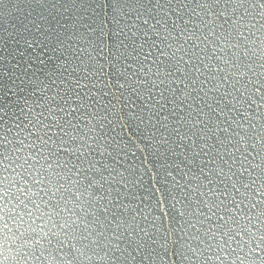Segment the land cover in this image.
<instances>
[{
	"label": "snow or ice",
	"instance_id": "6c2138e0",
	"mask_svg": "<svg viewBox=\"0 0 264 264\" xmlns=\"http://www.w3.org/2000/svg\"><path fill=\"white\" fill-rule=\"evenodd\" d=\"M0 36V264H264V0H0Z\"/></svg>",
	"mask_w": 264,
	"mask_h": 264
},
{
	"label": "water",
	"instance_id": "95a60500",
	"mask_svg": "<svg viewBox=\"0 0 264 264\" xmlns=\"http://www.w3.org/2000/svg\"><path fill=\"white\" fill-rule=\"evenodd\" d=\"M23 7H24L25 9H27L28 4H27V3H24ZM5 35H6V34H5ZM0 42H3V37H2V36H0ZM0 54H2V52H0Z\"/></svg>",
	"mask_w": 264,
	"mask_h": 264
}]
</instances>
